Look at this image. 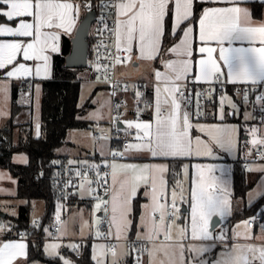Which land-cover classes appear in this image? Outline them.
<instances>
[{"label": "snow or ice", "instance_id": "snow-or-ice-1", "mask_svg": "<svg viewBox=\"0 0 264 264\" xmlns=\"http://www.w3.org/2000/svg\"><path fill=\"white\" fill-rule=\"evenodd\" d=\"M97 6L102 25L97 33L108 37L96 45L91 65L97 75L90 84L111 85L112 90L97 94L91 100L94 110L77 119L95 123L99 135L82 134L101 161L69 159L67 179L59 171L53 174V187L60 191L54 212L58 235L43 231L57 241L69 235L70 224L78 226V233L71 234L79 235L81 243L63 245L77 255L85 236L104 241L91 245L94 264H264V224L255 234V215L237 223L230 235L227 228L216 231L213 221L227 220L234 212L232 165L226 161L238 158L242 132L245 171L259 173L247 203L264 198V115L259 126L228 123L227 116L240 115L241 108L222 91L225 83L243 85L235 96L245 106V122L256 119L247 110L253 95L251 106L259 105L264 113V18L257 20L253 14L256 6L264 8V0H0L5 21L0 22V119L9 115L13 80L19 82L17 103L34 105L39 112L41 85L36 81L52 79V58L61 54L63 37L80 30L82 9ZM236 42L241 46H234ZM117 66L137 71L147 66L151 96L117 78ZM201 83L207 87L194 91ZM129 91L134 94L135 118L123 119L127 102L113 98ZM214 91L220 93L218 110L207 111L201 101H212ZM84 100L82 95L78 106ZM145 112L148 119L143 118ZM101 121L109 126L101 127ZM120 123L126 126L122 138ZM35 129L39 140L38 115ZM113 140L118 147L110 145ZM193 158L210 162L192 165ZM15 160L28 163L26 155ZM5 177L0 172V181ZM0 195L14 196L15 191L0 187ZM70 197L89 200L88 219L80 209L64 218ZM185 203L187 214L182 212ZM5 207L0 204V211ZM9 214L17 215L14 209ZM31 223L34 229L40 227L35 217ZM10 231V223L0 220V237ZM28 235L19 232V240L0 239V264L27 261ZM217 246L225 251L209 261L205 254ZM61 247L46 243L44 252L63 264H74L60 254Z\"/></svg>", "mask_w": 264, "mask_h": 264}, {"label": "trees", "instance_id": "trees-1", "mask_svg": "<svg viewBox=\"0 0 264 264\" xmlns=\"http://www.w3.org/2000/svg\"><path fill=\"white\" fill-rule=\"evenodd\" d=\"M199 9V6L197 10ZM100 14L99 7L94 8ZM86 13L84 9L83 17ZM254 16L259 17L261 9L256 6L253 10ZM0 22H5L0 17ZM90 53L92 39L89 40ZM72 47L71 38L63 37L62 52L54 56L53 78L42 84L43 97L41 101V139L37 140L32 122L17 124L16 119L23 107L17 103L19 99V88L14 85L12 91V114L5 128L0 130V169L8 170L17 179L19 199L28 201L26 206L20 208L17 218H7V223L11 225V231L6 233L7 237L18 235L25 231L31 237H45L47 233L43 231L47 228L51 231L54 223L55 205L57 203V188L53 187L52 176L57 172L58 165H52V160H60L58 151L68 144L69 132L73 129L88 128L86 121L77 119L81 117L85 109L78 106L81 83L78 80L80 74L86 69H69L65 66V59ZM0 74H2L0 72ZM151 90L148 96H151ZM227 95L235 96V88H228ZM254 98V97H252ZM219 101L216 104L218 107ZM90 106L89 104L86 106ZM231 122L235 119H229ZM261 122V121H259ZM15 129H19V136L15 137ZM242 135L240 156L233 164V194L234 212L228 224L232 227L240 219H250L264 208V198H260L251 206H243L242 200L245 198L250 186L247 182V172L244 167L243 141ZM16 154H25L28 157L26 165L15 164L13 157ZM187 162V161H186ZM43 173V176L40 173ZM72 197L66 204H73ZM42 200L45 203V214L40 221L39 228H33L30 220L31 201ZM242 205V208H241ZM258 212V213H257ZM80 255L64 251V255L71 258L74 264H94L91 260V240L83 243ZM42 262L45 264H63L59 258H48L43 250V241H29L28 263Z\"/></svg>", "mask_w": 264, "mask_h": 264}, {"label": "rangeland", "instance_id": "rangeland-1", "mask_svg": "<svg viewBox=\"0 0 264 264\" xmlns=\"http://www.w3.org/2000/svg\"><path fill=\"white\" fill-rule=\"evenodd\" d=\"M133 71H130V70H127L126 71V73H125L126 79H129V80L136 79L135 74L133 73ZM87 77H88V70L86 69V71H84V72H82L80 74V78H87ZM96 88H97L96 86L94 88L91 87V84H89V83H81V91H80V97H79V103H78V105H80L81 96L83 95L85 97L83 106H79L80 109H85V112H84V114L81 117L87 116L90 111L94 110L93 107L94 106L96 107V105H93L91 103V100L92 99H95L96 96H97V94L104 93L102 91H98L96 94H93V92L95 91ZM89 91L92 92V96L91 97H89ZM42 97H43V90L41 88L40 108H39V112L38 113L36 112V109H35L34 105H30L28 107V109H26L27 110L26 113L29 115V118H30L29 120L32 122L34 135L36 133L35 124L37 122V115H38V118H39V122L41 124V101H42ZM233 100H234V102H237L238 103V106L241 108V113H240V115H238L236 117L227 116V119H235V121L228 122V123H231V124H239L241 126V128L251 127L253 125H255V126H259L260 125V123H258V121H259L258 120V116H257V114H255V111H258L259 112V105H256V108H255V106L254 107L251 106V102H252L251 100L252 99L250 98V106H248L247 110L249 112H251L256 117V119L255 120H252V121L245 122L243 120V118H242L243 117V110H244V107L245 106L242 103H240L239 97H237V99H234L233 98ZM88 104L90 106L86 107ZM8 106H9V103L7 105V111H9ZM229 111H231V110L228 108L227 105H225V112L228 113ZM8 120H9V116L8 117H5L3 119H0V130H2L5 127V124H6V122ZM84 121H86L89 124V127L90 128H91V125H92L90 123H94L92 121H87V120H84ZM201 122H205V121H201ZM216 122H218V121H216ZM103 127H105V126H103ZM105 128H107V127H105ZM15 132H16L15 133V137L17 138L16 135H18V133H20V131H19V129H17V130H15ZM84 132H91V133H93V134L96 135L95 131H93L92 129H87V128H84V129H73V130H71L69 132L68 138H69L70 141H72L73 144H75L76 146H78L80 149L88 150L89 148L92 147V142H91V140L88 137H86L85 135L82 134ZM241 139H242V135H241ZM244 139H245V137H244ZM250 139H251V137H249V140ZM241 142H242V140L240 141V144H241ZM18 155H25V154H16L14 156L17 157ZM239 155H240V153L238 154V158H239ZM15 157L13 159V162L15 164L24 165V163L16 162ZM237 159L233 160L231 158H228L226 162L229 163V164H231L232 161H236ZM202 162L203 163H207V162H210V161L200 160V159H197V158H193L191 160V164L192 165H195L196 163H202ZM231 165H233V164H231ZM0 172H4L6 174L5 179L3 181H0V187H3L4 189H7V190H14L15 191V194H16L17 191H18L17 184L16 183L13 184L9 179H7V177L10 176L12 178V180H15L13 178V176L11 175V173L8 170H6V169H0ZM258 176H259V173H249V172H247V182H248V185L250 186V189L247 191V193L250 192V191H252L253 189H255ZM232 180H233V172H232V175H231V186H232V191H233V185H232L233 184V181ZM247 193H246L245 198L242 200L243 206H248L249 207V206L253 205L254 203H256L260 199V198H256L251 205H248V203H247V200H248ZM0 196H4V195H0ZM0 201H2V198L1 197H0ZM21 201H26V200H22V199H16V200H13V201L10 200L9 204L10 205L22 204ZM33 205L35 206L34 208H33ZM44 205L45 204H44V202L42 200H33V201H31V206H32V210H31V214H30L31 220L33 219V217L39 219V218H41L43 216V214L45 212L44 211L45 210ZM185 205L188 206L187 203H185ZM241 208H242V205H241ZM78 209L84 211V216H85L86 219L89 218V212H90V210H88L86 208H75V209L71 210L70 212L66 213L64 215V218H67V216L72 215ZM188 212H190V208H189V211ZM185 214H187V213L185 212ZM229 218L227 220H229ZM227 220H223L224 221V224L226 223ZM243 220H245V219L238 220L232 227L230 225H226L225 227L224 226H220L218 228V230H216V231H219L221 228H227V229H229V235H230L231 234V229L234 228L237 223H239V222H241ZM54 223H55V219H54ZM77 224H78V222H77ZM72 231H76L78 233V231H79L78 226L73 227L70 224L69 235L62 237L60 240H57V241H53L52 238H49L48 236H45L46 239L43 241V250H44V245L46 243H50V242L61 243L62 244V247L59 250L60 251V254L62 256H64L65 258L71 260V258H69L68 256H65L64 255L63 250L64 249H67L70 253H75V252H73V250L71 248L64 247L63 245H68L70 243H77V244L81 243V237L79 235H75V236L72 235L71 234ZM259 231H260V228H259ZM57 235H58V233H57ZM57 235H55V236H57ZM87 241H88V238H87V236H85V239H84V242L83 243H86ZM95 243H103V241H97L94 238L91 239V245L92 244H95ZM222 251H225V249H223L221 246H217V248L213 249V252L211 254H205V255H206V258L209 259V261H213V260H215V259H217L219 257V254ZM46 256L48 258H52V257H49L48 255H46ZM56 258H59V257H56ZM37 264H45V263L38 262Z\"/></svg>", "mask_w": 264, "mask_h": 264}, {"label": "crops", "instance_id": "crops-1", "mask_svg": "<svg viewBox=\"0 0 264 264\" xmlns=\"http://www.w3.org/2000/svg\"><path fill=\"white\" fill-rule=\"evenodd\" d=\"M260 9H261V13H260V16L259 17H255L257 20H259V19H261V18H264V8H261L260 7ZM83 14H84V9H82L81 10V14H80V18H81V21H82V19H83ZM254 14V13H253ZM75 33L76 32H74L73 33V36L72 37H69V36H65V37H69V38H73L74 36H75ZM62 41H63V39H62ZM196 46L198 47L199 46V43H198V41H197V44H196ZM234 46H241V44L239 43V42H236L235 44H234ZM243 46H247V44H244ZM256 46H259L258 45V43H257V45ZM62 52V51H61ZM54 56L55 55H53V58H52V78H53V71H54ZM198 58V57H197ZM157 66H158V64H157ZM129 68V69H128ZM127 70H130V71H133V73L135 74V77H136V79H138V80H150L151 81V78H150V76L148 75V69H147V66H142L141 68H140V70L139 71H137V70H135V69H133L131 66H128L127 68H125L124 66H122L121 67V69H120V74L121 73H126V71ZM227 70L225 69V72H226ZM2 73V72H1ZM121 76V75H120ZM122 78H125L126 79V77H125V75L124 76H121ZM49 80H51V79H49ZM49 80H37L36 82L37 83H39L40 85H41V88H42V84H43V82H45V81H49ZM19 84V82L18 81H15V80H13L12 81V88H11V99H10V101H9V106H8V108H9V111H8V113H9V120H10V118H11V114H12V91H13V86L14 85H18ZM232 86H243V85H233V84H231ZM97 88L95 89V91L93 92V94H96L98 91H102V92H104V93H108L109 92V90H108V88L107 87H101V86H96ZM43 90V89H42ZM151 92H152V89H151ZM227 95V94H226ZM229 96H231V97H233L234 99H237V97L236 96H233V95H229ZM123 97L126 99V101H127V106H128V110H127V112H126V116H125V118L124 119H134L135 118V116H134V96L133 95H131V94H124L123 95ZM19 99H20V94H19ZM18 99V100H19ZM252 100V102L254 101V98H251ZM11 102V103H10ZM20 106H22L23 107V110L19 113V115H18V117H17V119H16V123L17 124H24V123H29V122H31L29 119V115L26 113L27 112V110L26 109H28V107L30 106L29 104H19ZM93 108H95V106L93 107ZM255 108H256V105H255ZM192 109H193V107H192ZM216 110H218V107H217V109ZM257 112V113H256ZM255 114H257V116H259V112L258 111H255ZM7 116V117H8ZM143 118L144 119H148L149 118V113H147V112H145L144 114H143ZM8 120V121H9ZM82 120V119H81ZM259 120V119H258ZM8 121L6 122V124H5V127H6V125H7V123H8ZM84 121V120H83ZM211 122V121H210ZM227 122H231L229 119H227ZM101 123L102 124H105V123H107V121H101ZM257 123V122H256ZM258 123H261V122H259L258 121ZM90 124H92L91 125V128L90 127H88L87 129H92L93 131H95V129H94V127H93V125H95V123H90ZM119 126L121 127V128H125L126 126L123 124V123H120L119 124ZM4 127V128H5ZM15 130H17V129H15ZM16 133V132H15ZM96 133V135H99V133L98 132H95ZM17 137L19 136V133H18V135H16ZM246 139H249V137H246ZM245 140V139H244ZM68 144L67 145H65L64 147H62L59 151H58V155L61 157V158H66V159H74V160H85V159H88V160H90V161H92V162H96V163H99L100 161H101V157H100V155H99V153L98 152H94V150H93V148L91 147V148H89L88 150H84V149H80L78 146H76L75 144H73L72 143V141H70L69 140V138H68ZM110 143V142H109ZM244 143V142H243ZM110 145H111V143H110ZM240 156V155H239ZM244 156V155H243ZM15 157V156H14ZM14 157H13V159H14ZM195 161V160H194ZM232 164V163H231ZM25 165V164H24ZM232 172H233V165H232ZM14 178V177H13ZM15 179V178H14ZM16 180V184H17V179H15ZM233 181V180H232ZM233 185V184H232ZM17 194H18V191H17V193L14 195V196H9V195H4V196H0L1 198H2V201H0V204H3V205H5L6 207H5V209L4 210H2V211H0V218H2L4 221H5V223H7V218L8 217H10V218H17L18 216H19V212H20V208L22 207V206H26L28 203H22V204H15V205H10L9 204V202H10V200L11 201H13V200H16V199H19L18 197H17ZM23 200V199H22ZM141 203H143L144 201H143V199H141V201H140ZM45 204V203H44ZM73 204L74 205H72V206H70L69 204H67L68 205V209H67V211H66V213H68V212H70L71 210H73V209H75V208H86V209H88V210H90V208H91V205H90V203H89V200H87V199H85V200H80L78 197H74V199H73ZM183 205H185V204H183ZM30 206H31V204H30ZM44 207H45V205H44ZM187 207V209H188V211H189V207L188 206H186ZM15 210L16 211V213H17V215L16 216H12V215H10L9 213H10V211L11 210ZM45 209H46V207H45ZM31 210H32V206H31ZM45 211V210H44ZM187 211V212H188ZM186 212V213H187ZM65 213V214H66ZM44 214H45V212H44ZM44 214H43V216H44ZM64 214V215H65ZM42 216V217H43ZM42 217L41 218H39L38 220H39V222L41 221V219H42ZM231 218V217H230ZM229 218V219H230ZM30 220H31V217H30ZM221 222H220V224L216 227V229L215 230H218V228L220 227V226H226V225H229L228 224V221L229 220H227L226 221V223L224 224V221L223 220H220ZM31 222H32V220H31ZM55 225V223H53V226ZM52 226V227H53ZM259 228L260 227H256V228H254L253 229V231H254V233L255 234H259ZM52 229V228H51ZM51 232V231H50ZM48 236V235H47ZM0 239H2V240H5V241H7V240H19V239H15V238H11V237H7L6 235H4V236H2V237H0ZM89 240V239H88ZM26 243H28L29 244V242L28 241H25ZM64 251H67V249H64L63 250V252ZM38 262H35V263H31V264H37ZM23 264H30V263H28V258H27V261L26 262H23Z\"/></svg>", "mask_w": 264, "mask_h": 264}, {"label": "built area", "instance_id": "built-area-1", "mask_svg": "<svg viewBox=\"0 0 264 264\" xmlns=\"http://www.w3.org/2000/svg\"><path fill=\"white\" fill-rule=\"evenodd\" d=\"M93 10V9H91ZM91 10H86L87 11H91ZM100 16H101V13L96 15V19L94 21V23L92 24L91 26V30H90V34H89V40L90 38L92 39V43H91V53H90V43H89V59H88V66H87V70H88V77L87 78H82L80 80H78V82L80 83H89L93 80H95V77L97 75V73L94 71L92 65H91V62L93 60L96 59V45L100 42L101 39H105L107 40V37H108V34L105 33V35L103 37H101L98 33H97V28L98 27H102V25L99 24V20H100ZM106 22L111 26V20L110 19H107ZM101 52H103V49H100ZM123 55V54H122ZM122 66H117V69H116V76L117 78L121 79V80H127L129 83H135L137 84V86H139L141 88L142 91H145L146 95H148L149 91L152 89V84H151V81L150 80H138V79H133V80H129V79H125V78H122L120 76V69H121ZM96 86H101V87H107L109 92L112 90L111 89V85H96ZM207 85L206 84H198L196 86V88L194 89V91H200L204 88H206ZM214 87H220V86H214ZM235 88V90L238 88V87H243V86H232L231 84H228V83H225L223 85V88H222V91H223V94H227V90L228 88ZM191 90V89H190ZM124 94H131L134 96V94L129 91L127 93H124V92H119L117 94V97L113 98L114 102H117L119 100H126L123 95ZM258 94V93H257ZM219 95L220 93L219 92H213V99L212 101H207V100H203L201 101V103L205 104L206 105V110L207 111H213V110H216V104L217 102L219 101ZM254 97V95L252 96ZM250 97V98H252ZM127 102V101H126ZM193 111H195V97L193 98ZM121 111H123V109H121ZM264 115V113H261L259 111V116H258V119L259 121H261V116ZM126 116V113L124 114L123 116V119L125 118ZM201 121H205V118L201 117L200 118ZM207 121L210 122L211 121V117H208L207 118ZM108 127V123H105V124H102L101 123V127ZM94 129H95V125H93ZM117 127H119L121 129V131L119 132V138H122L124 136V131H123V128H121L119 125H117ZM113 137H114V140L117 138V134L115 133V131L113 132ZM113 141H110L111 143V146L113 148H116L118 147L119 145H117L115 142ZM60 164L58 165V169L57 171L61 172L62 173V179H67L68 178V175H70V173H68L66 171L68 165H67V161L68 159L66 158H61L60 160ZM247 162L245 161L244 162V167H245V164ZM90 175H92V173H90ZM69 191H72V189H69ZM60 197V191L59 189L57 188V194H56V198H57V201ZM72 197L69 198L68 201H66L65 203H68L70 201ZM264 208L262 211H260L258 214H256V221L255 223L253 224V229L256 228V227H259L261 224H264ZM0 220L4 221L2 218H0ZM5 222V221H4ZM21 232H25V231H21ZM51 232L53 234V236L57 235L56 233V228H55V225L52 227L51 229ZM27 233V232H25ZM11 238H15V239H19V236L18 235H15V236H12ZM51 238V237H49ZM46 239V237H31L30 235H28L27 237V240L26 241H44ZM104 242V241H103Z\"/></svg>", "mask_w": 264, "mask_h": 264}, {"label": "water", "instance_id": "water-1", "mask_svg": "<svg viewBox=\"0 0 264 264\" xmlns=\"http://www.w3.org/2000/svg\"><path fill=\"white\" fill-rule=\"evenodd\" d=\"M95 10L87 11L82 19L83 24L75 33V39H71L72 47L65 59V66L69 69H86L89 59V34L91 26L96 19ZM188 211L186 205H182V212ZM215 229L220 224V219L214 217Z\"/></svg>", "mask_w": 264, "mask_h": 264}]
</instances>
